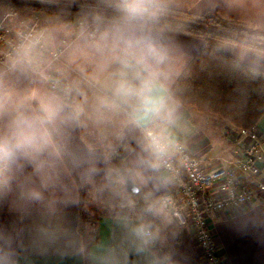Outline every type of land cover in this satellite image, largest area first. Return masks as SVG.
Listing matches in <instances>:
<instances>
[{
  "label": "clouds",
  "instance_id": "9594fccd",
  "mask_svg": "<svg viewBox=\"0 0 264 264\" xmlns=\"http://www.w3.org/2000/svg\"><path fill=\"white\" fill-rule=\"evenodd\" d=\"M46 2L58 10L20 20L0 48V204L18 218L0 225V264L49 252L177 264L166 232L183 132L171 87L183 53L169 22L179 0ZM252 3L264 18V0ZM85 197L112 216L119 242L66 224Z\"/></svg>",
  "mask_w": 264,
  "mask_h": 264
},
{
  "label": "crops",
  "instance_id": "0c3cea01",
  "mask_svg": "<svg viewBox=\"0 0 264 264\" xmlns=\"http://www.w3.org/2000/svg\"><path fill=\"white\" fill-rule=\"evenodd\" d=\"M175 8L194 12L214 9L222 17L244 22L250 27L255 24L264 25V18H261L259 8L252 3V0H239L238 3L234 0H179ZM8 9L16 12V16L12 17L14 27L20 20L25 19L42 22L52 13L49 11L35 13L29 8L0 6V12ZM174 39L183 53V61L172 85L190 60L206 45L202 38L183 32L175 31ZM222 49L242 64L264 71V55L258 54L262 52H253L249 47L234 43H224ZM181 112L183 132L179 135V143L185 144L191 153L203 158L208 171L228 168L242 157L240 150L235 148L227 136L226 130L231 123L224 121L218 115L203 113L185 105H182ZM256 127L264 142V113ZM244 183L255 192L254 203L240 209L214 213L208 219L209 227L218 244V255L221 256L224 264H264V177L263 175L257 178L246 176ZM84 204L91 219L90 225H87L93 234L91 239L119 242L120 228L108 211L101 207L97 208L86 197ZM80 207L81 203L64 210L66 224L78 232ZM171 219L173 226L166 232V244L175 255L177 264H205L195 243L193 228L179 225L172 214ZM16 222L18 218L11 213L7 204H0V225L9 226ZM25 264H81V262L71 256L49 252L29 255ZM130 264H139V262L136 257H131Z\"/></svg>",
  "mask_w": 264,
  "mask_h": 264
},
{
  "label": "trees",
  "instance_id": "16d2710c",
  "mask_svg": "<svg viewBox=\"0 0 264 264\" xmlns=\"http://www.w3.org/2000/svg\"><path fill=\"white\" fill-rule=\"evenodd\" d=\"M0 5L55 12L54 4L38 5L0 0ZM169 22L177 32L205 40L202 47L171 86L182 105L215 114L237 128L255 127L264 113V71L242 64L222 49L224 43L256 48L264 53V31L244 22L227 19L217 10L203 13L174 8ZM80 207L79 232L91 238V219L84 204Z\"/></svg>",
  "mask_w": 264,
  "mask_h": 264
},
{
  "label": "built area",
  "instance_id": "2783aa9c",
  "mask_svg": "<svg viewBox=\"0 0 264 264\" xmlns=\"http://www.w3.org/2000/svg\"><path fill=\"white\" fill-rule=\"evenodd\" d=\"M14 1L52 4L46 0ZM7 19L8 15H5L0 21V48L13 37L5 22ZM227 136L240 150L242 157L228 168L211 171L207 170L203 158L191 153L185 144L179 143V150L173 160L177 175L172 189L167 192L170 213L179 225L193 228L194 240L205 264H224L209 227V217L214 213L240 209L254 203L255 192L246 186L244 177H264V167L260 168L256 164L257 161L264 163V142L257 127L238 128L229 134L227 132Z\"/></svg>",
  "mask_w": 264,
  "mask_h": 264
},
{
  "label": "rangeland",
  "instance_id": "374dc122",
  "mask_svg": "<svg viewBox=\"0 0 264 264\" xmlns=\"http://www.w3.org/2000/svg\"><path fill=\"white\" fill-rule=\"evenodd\" d=\"M0 6H3V5H0ZM8 7H16V6H8ZM16 8H19V7H16ZM22 8V7H21ZM31 10V9H30ZM209 10V9H208ZM48 12L47 10H39V11H35V10H32V12H35V13H41V12ZM15 11L14 10H12V9H8L7 11H4V12H0V21H2V18L5 16V15H8V19H7V21H5V22H7V24H8V26H9V28H10V31L13 33V29H14V26L12 25V17H15L16 16V13L15 14H13ZM50 12V11H49ZM194 12V11H193ZM205 12V11H204ZM10 13H11V15H10ZM195 13H203V12H195ZM31 22L33 21V22H35V23H40V21L39 20H30ZM251 25V24H250ZM254 29H260V30H262L263 29V31H264V25H251ZM250 27V26H249ZM251 27V28H252ZM0 33H1V30H0ZM204 40V39H203ZM205 41V40H204ZM235 129H238L237 127H235V126H233V125H230L228 128H227V130H226V132H228V134L231 132V131H233V130H235ZM240 129V128H239ZM96 207L98 208V206L96 205Z\"/></svg>",
  "mask_w": 264,
  "mask_h": 264
},
{
  "label": "water",
  "instance_id": "95a60500",
  "mask_svg": "<svg viewBox=\"0 0 264 264\" xmlns=\"http://www.w3.org/2000/svg\"><path fill=\"white\" fill-rule=\"evenodd\" d=\"M256 164H257L260 168H263V167H264V163H263V162H259V161H257Z\"/></svg>",
  "mask_w": 264,
  "mask_h": 264
}]
</instances>
